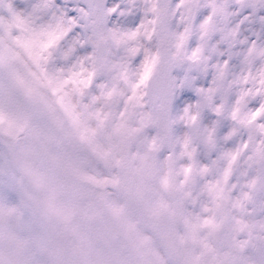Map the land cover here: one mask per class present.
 I'll use <instances>...</instances> for the list:
<instances>
[{
  "label": "snow or ice",
  "instance_id": "obj_1",
  "mask_svg": "<svg viewBox=\"0 0 264 264\" xmlns=\"http://www.w3.org/2000/svg\"><path fill=\"white\" fill-rule=\"evenodd\" d=\"M9 33L25 36L53 89L148 116L167 155L179 148L188 171L214 173L217 197L234 162L252 173L264 211V0H0ZM0 249V264H20Z\"/></svg>",
  "mask_w": 264,
  "mask_h": 264
},
{
  "label": "rangeland",
  "instance_id": "obj_2",
  "mask_svg": "<svg viewBox=\"0 0 264 264\" xmlns=\"http://www.w3.org/2000/svg\"><path fill=\"white\" fill-rule=\"evenodd\" d=\"M6 37L10 41L8 43L27 59L28 69L21 71L24 84L12 73L11 85L7 76L0 77V86L5 93V101L2 99L0 104L5 115L19 125L43 127V133L33 130L37 140L62 145L66 155L74 158L78 167L50 187L46 199L42 201L32 183L22 179L25 193L41 203L45 216H49L46 208L50 207L62 212V220L51 219L57 238L68 230L67 224L72 225L74 233L84 236L86 229L94 224V220L84 216L88 209L99 212L105 219L111 228L109 239L117 235L120 222L113 215L108 193L84 177L83 170L91 167L103 171L105 177L117 182V190L113 191L117 200L137 204L139 198L156 195L161 199L163 209L158 210L152 220L145 221L144 228L153 235L163 228L165 236L154 235L152 244L144 242L138 249L152 263L159 262L156 253L163 239L175 248L176 255L170 259L172 261L192 250L204 260L194 264H259L256 251L258 243L264 240V211L256 207L250 188L245 184L252 173L238 168L234 162L228 179L229 190L222 197H217L214 173L195 167L188 171V162L179 148H175L172 155H167L169 148L160 143L159 130L148 116L117 112L111 101L107 104L97 102L95 98L86 101L80 92L70 87L53 89L44 81L42 67L32 54L25 36L9 33ZM9 65H12L10 61L0 62V67L6 72ZM32 70L36 72V77L31 76L29 71ZM31 100L39 104L49 102L50 106H45V118L32 117L28 106ZM151 141L152 146H148ZM163 156L165 158L161 161ZM7 157L10 159L8 153ZM158 160L162 164L160 170L164 179L160 183L154 173ZM84 162L90 167L83 165ZM242 188L246 198L242 195ZM8 190L10 200L15 204L13 210L19 213L17 223L14 215L11 216L12 233L20 238L26 237L30 242L34 264L67 262L65 253L56 251L49 243L47 223L34 203L23 196L20 184L9 185ZM103 200L109 204L108 208ZM182 209L186 214L183 219ZM187 219L192 225H187ZM170 227L174 230L171 231ZM222 232H229L237 245L239 251L235 256H231L229 248L219 242ZM88 240L92 242L95 237L89 236ZM193 241L197 244L190 246ZM79 247L88 254L93 253L82 239L79 240Z\"/></svg>",
  "mask_w": 264,
  "mask_h": 264
},
{
  "label": "bare ground",
  "instance_id": "obj_3",
  "mask_svg": "<svg viewBox=\"0 0 264 264\" xmlns=\"http://www.w3.org/2000/svg\"><path fill=\"white\" fill-rule=\"evenodd\" d=\"M0 59L4 63L9 61L12 63L9 65L11 73L21 84H24L21 71L28 69V66L4 37H0ZM29 72L32 77H36L34 70ZM3 95L5 96V93L0 86V101L2 99L5 101ZM44 103L47 107L50 106L48 101H44ZM25 125L24 123L19 125L17 122H12L5 115L0 104V218L4 219L8 225L7 238L3 243L12 248L20 264H34L30 242L26 237L21 236L22 238H20L12 233L11 216L14 215L13 218H16L15 222L17 223L19 213L17 211L15 213L13 210L15 204L10 200L11 194L8 186L15 185L20 181L18 171H21L22 177L24 175V178L32 183L40 198L45 200L50 187L58 184L67 173H73L78 167L75 165V159L66 155L62 145L58 143L45 144L37 140L35 132L38 130L39 133H43L45 131L43 127L30 128ZM9 141L13 142L12 148L8 145ZM152 141L149 142L148 146H152ZM7 153L10 159L7 157ZM164 158L163 156L161 161ZM82 164L89 166L86 162ZM161 167L162 164L158 160L154 173L159 183L164 180ZM83 171L84 177L98 186H104L107 181L114 180L113 178L108 179L104 176L103 171L95 168H85ZM137 202V204H127V202L117 200L116 195L113 196L110 207L113 215L118 218L117 222H120V230L118 229L114 239L108 238L111 235V228L105 219L99 212L91 209H88L89 211L85 213V216L93 219L94 224L91 228L86 229L84 236L74 233L71 230L72 225L67 224L68 241L76 253L78 264H155L147 259L146 254L139 253L138 249L144 242H146L145 244H152L155 239L154 235L162 238L165 236L163 228H159L157 234L154 235L144 228L145 221L152 220L158 210L163 209V205L161 199L156 195L147 199L139 198ZM48 211L55 219H63L62 212L54 207L48 208ZM184 215L186 214L182 209V219ZM187 225H192L190 219H187ZM170 229L171 231L174 230L172 227ZM89 236L95 237V240L90 242ZM80 239L93 251L94 256L79 247ZM195 244L197 241L189 243L190 246ZM158 245L156 254L159 262L156 264H194L204 261L192 250L187 255H181L172 261L171 258L166 257L160 244ZM202 258L204 259L205 256L203 255ZM0 259H6L3 249H0ZM244 264L248 263L245 262Z\"/></svg>",
  "mask_w": 264,
  "mask_h": 264
},
{
  "label": "water",
  "instance_id": "obj_4",
  "mask_svg": "<svg viewBox=\"0 0 264 264\" xmlns=\"http://www.w3.org/2000/svg\"><path fill=\"white\" fill-rule=\"evenodd\" d=\"M30 108H31V110H32V112H33V114L35 115V116H39V117H42L43 116V111L41 110V109H38L37 108V106L33 103V102H31L30 104ZM38 207V206H37ZM47 223H48V225H49V228L51 229V225H50V223H49V221L47 220ZM5 226V225H4ZM7 229V227L5 226V230ZM224 240L228 243V245H230V243L227 241V237H226V235H224ZM48 238H49V241L52 243V234H51V232H49V234H48ZM162 246H163V249H164V251H165V253L168 255V256H171V255H173V253H174V250H173V247L168 243V242H163L162 243ZM58 249H63L66 253H67V255H68V257H69V263L68 264H75V262H74V260H73V254H72V252L69 250V246L67 245V244H62V245H60L59 246V248Z\"/></svg>",
  "mask_w": 264,
  "mask_h": 264
}]
</instances>
